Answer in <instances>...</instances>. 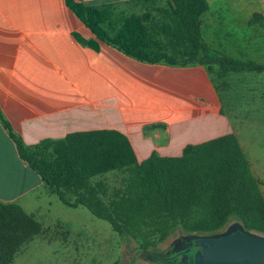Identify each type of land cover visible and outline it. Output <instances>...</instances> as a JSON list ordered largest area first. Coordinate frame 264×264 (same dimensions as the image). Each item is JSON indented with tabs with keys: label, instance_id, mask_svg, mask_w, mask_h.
<instances>
[{
	"label": "trees",
	"instance_id": "trees-1",
	"mask_svg": "<svg viewBox=\"0 0 264 264\" xmlns=\"http://www.w3.org/2000/svg\"><path fill=\"white\" fill-rule=\"evenodd\" d=\"M65 2L94 35L77 39L94 50L105 44L139 61L203 65L208 70L217 66L220 73L264 71L263 63L206 44L201 16L207 0H164L154 16L120 13L112 3ZM261 19L254 13L250 22ZM0 122L20 159L40 176L49 193L68 207H85L106 220L150 261H161L163 255L155 249L174 231L214 234L235 220L248 231L264 233L260 182L234 133L188 143L178 156L154 151L138 161L128 137L115 129L75 131L26 145L1 110ZM108 174L122 178L109 186ZM42 232L34 214L16 202L0 201V264H11L20 248Z\"/></svg>",
	"mask_w": 264,
	"mask_h": 264
},
{
	"label": "crops",
	"instance_id": "crops-1",
	"mask_svg": "<svg viewBox=\"0 0 264 264\" xmlns=\"http://www.w3.org/2000/svg\"><path fill=\"white\" fill-rule=\"evenodd\" d=\"M80 1L135 5V0ZM243 5L237 0L231 11L239 13ZM76 35L94 38L65 0H0V110L26 145L94 129L126 135L138 161L154 151L178 156L188 143L227 133L236 135L245 154L259 145L257 139L244 140L253 131L245 130L232 106L224 107L206 66L147 63L105 44L94 50ZM202 37L226 53L222 35ZM43 185L0 122V201L26 210L29 195Z\"/></svg>",
	"mask_w": 264,
	"mask_h": 264
},
{
	"label": "rangeland",
	"instance_id": "rangeland-1",
	"mask_svg": "<svg viewBox=\"0 0 264 264\" xmlns=\"http://www.w3.org/2000/svg\"><path fill=\"white\" fill-rule=\"evenodd\" d=\"M209 2L201 16L203 35L217 32L222 35L220 43L227 54L264 64V0H243L245 5L239 13L231 11L237 0ZM131 3L112 4L120 13L150 12L154 16L164 0H135V5L129 6ZM254 13H260L262 21L250 22ZM209 71L221 91L224 107L232 106L240 123L246 125L245 130L253 131L243 134L244 140L251 137L259 142L246 154L264 196V72L220 73L217 66ZM121 178L122 174H108L106 180L112 186ZM29 196L31 202L25 211L33 210L43 232L23 245L11 264H136L139 259H148L135 249L132 239L114 232L106 220L95 217L85 207L64 205L45 185ZM236 223L231 220L222 231ZM256 234L264 237V233ZM183 235L174 231L155 251L168 254Z\"/></svg>",
	"mask_w": 264,
	"mask_h": 264
},
{
	"label": "water",
	"instance_id": "water-1",
	"mask_svg": "<svg viewBox=\"0 0 264 264\" xmlns=\"http://www.w3.org/2000/svg\"><path fill=\"white\" fill-rule=\"evenodd\" d=\"M158 264H264V237L240 223L214 234L183 235Z\"/></svg>",
	"mask_w": 264,
	"mask_h": 264
}]
</instances>
